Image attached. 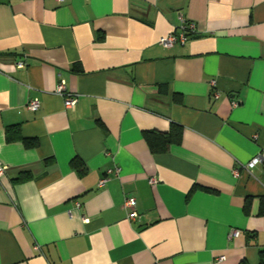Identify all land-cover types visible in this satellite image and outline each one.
<instances>
[{
	"label": "crops",
	"instance_id": "obj_1",
	"mask_svg": "<svg viewBox=\"0 0 264 264\" xmlns=\"http://www.w3.org/2000/svg\"><path fill=\"white\" fill-rule=\"evenodd\" d=\"M181 15L195 33L160 44ZM174 123L180 142L152 152L143 132ZM254 157L264 0H0V264H258L264 162L242 168Z\"/></svg>",
	"mask_w": 264,
	"mask_h": 264
},
{
	"label": "built area",
	"instance_id": "obj_2",
	"mask_svg": "<svg viewBox=\"0 0 264 264\" xmlns=\"http://www.w3.org/2000/svg\"><path fill=\"white\" fill-rule=\"evenodd\" d=\"M58 2H62L63 0H56ZM180 19V26L178 31L172 30L168 32L166 35H163L159 38L160 44L164 46H172L173 44L179 42L180 44H184L186 40L188 39L189 35L192 33H195L196 25L193 21H187L185 18L181 15L179 16ZM24 65V62L22 60L17 61V66L22 67ZM55 92L60 95L63 98V104L65 108L73 109L77 104V96L75 94H72L71 92H68L66 90L65 82L61 79L57 83ZM215 97L219 96V92L217 90H214L213 92ZM233 105H237L238 101H232ZM40 102L37 99L30 100L27 103V108L31 110H35L39 107ZM264 162V160H261L259 157L252 158L249 162L242 165V168L244 170H249L252 166L257 164L258 162ZM7 169V165L0 162V177L4 175L5 171ZM119 171L118 167H113L109 169L102 178H100L98 185L102 186L107 180H108V174L117 175ZM233 175L237 177L239 175V169L234 168L233 169ZM157 179L155 177L149 178V183L153 184L156 183ZM123 207L126 210V218L129 221H136L139 219L140 214L136 208V199L134 196L126 195L123 198ZM84 221H87V217H83ZM240 230L233 229L229 233V238L236 237L240 235ZM35 248L39 250V247L35 245ZM224 255H221L218 257V260H223Z\"/></svg>",
	"mask_w": 264,
	"mask_h": 264
},
{
	"label": "trees",
	"instance_id": "obj_3",
	"mask_svg": "<svg viewBox=\"0 0 264 264\" xmlns=\"http://www.w3.org/2000/svg\"><path fill=\"white\" fill-rule=\"evenodd\" d=\"M182 135V127L178 124H172L166 132L156 130H146L143 132V137L152 152H163L172 143H179ZM26 142V140H24ZM73 165L79 171L82 170V163L77 160H72ZM260 213L264 214V205L260 207ZM245 264V263H241ZM258 264H264V250L259 251Z\"/></svg>",
	"mask_w": 264,
	"mask_h": 264
}]
</instances>
